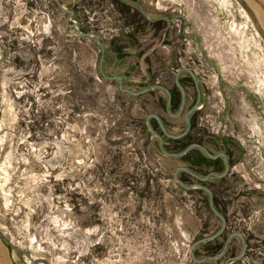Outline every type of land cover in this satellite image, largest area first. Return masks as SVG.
Listing matches in <instances>:
<instances>
[{
  "label": "rangeland",
  "instance_id": "rangeland-1",
  "mask_svg": "<svg viewBox=\"0 0 264 264\" xmlns=\"http://www.w3.org/2000/svg\"><path fill=\"white\" fill-rule=\"evenodd\" d=\"M60 1L102 49L54 0H0V43L7 32L13 45L0 46V264H222L226 252L192 260L220 221L204 190L174 181L185 154L164 156L145 125L155 113L178 134L198 103L186 136L213 153L219 139L238 145L233 173L204 184L228 204L224 233L250 238L231 264H264V0ZM115 76L135 92L184 80L180 116L165 91L130 94Z\"/></svg>",
  "mask_w": 264,
  "mask_h": 264
},
{
  "label": "water",
  "instance_id": "water-1",
  "mask_svg": "<svg viewBox=\"0 0 264 264\" xmlns=\"http://www.w3.org/2000/svg\"><path fill=\"white\" fill-rule=\"evenodd\" d=\"M54 3L56 4V6L64 11V12H67V19H66V23L68 24H71V25H74L76 27V30H77V33L79 35H82V36H91L93 37L95 43L97 45H99V47L102 49V45L98 39V36L95 34V33H92V32H82L80 31L79 29V26L77 23H74V22H70L69 23V18L70 16L72 15L73 11L66 8L60 0H54ZM181 71H187L191 76L192 78L194 79L195 83L197 84V77L193 74V72L187 68V67H183V68H180L178 71H177V75L178 73H180ZM115 79H118V85L119 87L121 88V79L119 76H115L114 77ZM175 83L176 85L179 87L180 91H181V108L184 104V101H185V92H184V89L182 88V86L179 84L178 82V79H177V76L175 78ZM122 90L130 93V94H139V93H142V92H145V91H148V90H152V89H161L163 91H165V93L167 94V101H166V110L169 114H171V110H170V93H169V90L163 86V85H160V84H154V85H149V86H146L144 87L143 89L139 90V91H130L128 89H123L121 88ZM197 108V104H195L191 109H189L185 115H184V129L181 133L177 134V135H173V134H170L164 127L160 117L155 114V113H150L147 115L146 117V126L147 128L149 129L151 135L155 136L157 139H158V148L160 150V152L164 155V156H167V157H170V158H179V157H182L186 152H188L191 148H199L207 157L209 158H215L217 157L218 155H221L223 157V162H224V165H225V168L224 170L221 172V173H217V172H209L207 173L206 175L204 176H200V175H197L192 169H190L189 167L187 166H178L175 168L174 172H173V179L175 182H177L181 187H184V188H200L202 190H204L208 196V207L209 209L211 210V212L216 215L219 220H220V227L218 228V230H216L213 234L211 235H208V236H205V237H202L198 240H195L194 242H192L189 246V252H190V256L192 258V260L196 261V262H203V261H207V260H214V259H218L220 258L226 251L231 239L236 236L240 239L241 241V249L240 251L236 254V255H233V256H228L227 258H225V260L222 262V264H230L232 262H235L237 260H240L245 252H246V247H247V244H246V240L244 238V236L241 234V232H239L238 230H234L232 232H230L224 243H223V246L222 248L220 249L219 252L213 254V255H207V256H204L200 259L196 258L194 256V248L196 246L197 243L199 242H205V241H209L213 238H215L216 236H218L225 228V217L223 216V214L221 212H219L215 205H214V201H213V193L211 191L210 188H208L206 185H204L202 182H192V183H187V182H183L179 177H178V172L180 171H185L189 174H191L193 177H195L196 179L200 180V181H206L208 180L209 178L211 177H221L223 175H225L227 173V170H228V162L226 160V157L224 155V153H219V154H213L211 153L205 146H203L202 144H199V143H190L188 144L186 147H184L182 150L178 151V152H169L167 151L165 148H164V145H163V138L162 136L157 132L155 131L150 123H149V118L150 117H154L158 124H159V127L162 131V133L165 135V136H168V137H180L182 135H184L188 130H189V127H190V118L192 116V114L194 113L195 109Z\"/></svg>",
  "mask_w": 264,
  "mask_h": 264
},
{
  "label": "flooded vegetation",
  "instance_id": "flooded-vegetation-1",
  "mask_svg": "<svg viewBox=\"0 0 264 264\" xmlns=\"http://www.w3.org/2000/svg\"><path fill=\"white\" fill-rule=\"evenodd\" d=\"M10 16V14L8 13V17ZM2 29V28H1ZM3 29H4V31H6V27H3ZM6 33V35H7V37H5L4 39H3V43H0V46L2 47V48H4V51H6L7 49H9V50H11V49H13V45H12V43L10 42V34L9 33H7V32H5ZM8 35H9V37H8ZM6 49V50H5ZM178 79V78H177ZM178 82H179V84L182 86V88L184 89V92H185V88L184 87H186V84H185V82H184V80H182L181 79V81H179L178 80ZM194 83H195V81H194ZM163 86H165V85H163ZM196 86H197V84H196ZM168 90H169V93H170V110H171V98H172V94L175 96V99L176 98H178L179 99V103H177V105H175V106H173V110L174 109H176V107H178L177 108V112L176 113H172V111H171V114H169L168 112H167V110H166V103H165V110H166V112L170 115V116H172V117H178V116H180V114H181V112H182V110H183V106H184V104H183V106H182V108H181V91H180V89H179V87L176 85V83H175V79H174V84L172 85V86H165ZM150 91V90H149ZM146 92V91H145ZM143 93V92H142ZM139 94H141V93H139ZM200 94V92H198V95ZM166 96H167V94H166ZM199 98V97H198ZM185 100H186V92H185ZM167 101V100H166ZM184 103H185V101H184ZM196 103H198V102H196ZM197 108L198 109H200V106H199V103L197 104ZM197 108L195 109V111L197 110ZM176 111V110H175ZM194 111V112H195ZM193 115V114H192ZM192 117V116H191ZM152 119V124H153V126H154V124H157L156 126H157V130H155V131H157L161 136H162V138H163V134H162V131H161V129H160V127H159V124H158V122H157V120L154 118V117H150L149 118V123H150V125H151V122H150V120ZM161 119V118H160ZM161 121H162V123H163V125H164V127H165V129H166V126L168 127V124H166V122L164 123V121L161 119ZM146 125V124H145ZM147 127V126H146ZM195 127V124L194 123H192V121H191V118H190V127H189V130L191 131V134H192V132H193V128ZM184 129V128H183ZM189 130L184 134V135H182V136H185L188 132H189ZM183 131V130H182ZM181 131V132H182ZM180 132V133H181ZM170 134H172V133H170ZM179 134V133H178ZM173 135H177V134H173ZM182 136H180V137H182ZM194 136L196 137V139L194 140V141H192L191 143H199V144H202L203 146H205L210 152H212L213 153V151L212 150H210L209 149V146H206V145H204L203 143H202V140H201V134H200V132L199 131H195V134H194ZM167 138H170L169 139V143L171 142L172 144L174 143V140L175 139H179L180 137H168V136H166ZM225 138V137H224ZM164 144V143H163ZM190 144V143H189ZM216 144H217V146H218V148H219V150L217 151V152H214L213 154H219V153H224V155H225V157H226V160H227V162H228V169L234 164V160L231 158V149H232V146H238V145H236V143L232 140V139H230V138H228V140H227V142L224 140V139H219V141H216ZM166 146H168L169 147V144L167 145V142H166V144H165ZM187 146V145H186ZM185 146V147H186ZM213 146V145H212ZM167 147V148H168ZM166 148V147H165ZM195 148V147H194ZM194 148H191V149H194ZM190 149V150H191ZM196 149H199V148H196ZM182 150V149H181ZM189 150V151H190ZM200 150V149H199ZM188 151V152H189ZM201 151V150H200ZM178 152V151H177ZM188 152H186V153H188ZM202 152V151H201ZM185 153V154H186ZM207 157V156H206ZM209 158V157H208ZM210 160H211V164H210V166H211V169H213V171L214 172H217V173H221L223 170H224V168H225V165H224V162H223V157L221 156V155H218L217 157H215V158H209ZM188 165H187V167H189L190 169H192L197 175H200L201 176V174L200 173H198V168L195 170V169H193L191 166H190V164H189V162H186ZM201 165H203V164H201ZM235 165H233V167H234ZM228 171L229 170H227V173L225 174V175H223V176H221V177H213V178H217V179H221V178H225V176H227L229 173H233L232 171H229V173H228ZM182 172H184L186 175H191V174H189V173H187V172H185V171H182ZM192 176V175H191ZM193 177V176H192ZM194 179L197 181V182H202L203 184H205V182L207 181H200V180H198V179H196L195 177H194ZM216 179V180H217ZM215 180V181H216ZM184 182V181H183ZM188 183V182H187ZM213 187V186H212ZM209 188V187H208ZM214 188V187H213ZM187 189V188H186ZM190 189H192V188H190ZM215 190V189H214ZM212 191V190H211ZM213 193V192H212ZM217 195V194H216ZM227 205L228 204H226V205H223V206H221V205H219V208H220V210H222L224 213H225V215L223 214V216L225 217V220H226V222H225V228L224 229H226V228H228V227H230L231 225H230V219H229V217H226V209H224V208H226L227 207ZM220 212V211H219ZM216 216V215H215ZM217 217V216H216ZM218 218V217H217ZM218 220H219V218H218ZM220 221V220H219ZM221 223V222H220ZM224 231L225 230H223L218 236H216L215 238H213V239H211V240H209V241H205V242H202V249H203V252H204V254H208V255H213V254H210V252L209 251H207V250H205L206 248V245L208 244V242H210V241H213V240H220V242H222V246H223V243H224V241H225V239H226V237H227V235L229 234V232H226V233H224ZM234 231V230H233ZM232 232V231H231ZM240 232V231H239ZM213 234V233H212ZM241 234L244 236V238H245V240H246V244L250 241V238L247 236V235H245V233L244 232H242L241 231ZM234 237H236V236H234ZM233 237V238H234ZM232 240V239H231ZM238 240H240L239 238H238ZM217 241V242H218ZM231 242V241H230ZM240 242V245H241V241H239ZM230 244V243H229ZM222 248V247H221ZM246 249H247V247H246ZM230 250V248H229V245H228V247H227V249H226V253H228L229 255L228 256H233L232 254H231V250ZM220 251V250H219ZM218 251V252H219ZM237 253H236V251H235V254L234 255H236ZM224 255V254H223ZM222 255V256H223ZM233 263V262H232ZM231 264V263H230Z\"/></svg>",
  "mask_w": 264,
  "mask_h": 264
},
{
  "label": "trees",
  "instance_id": "trees-1",
  "mask_svg": "<svg viewBox=\"0 0 264 264\" xmlns=\"http://www.w3.org/2000/svg\"><path fill=\"white\" fill-rule=\"evenodd\" d=\"M149 93H152V91L149 92ZM177 103H179V99L178 98L175 99V96L172 94V98H171V106H172V108H173V106L177 105ZM164 108H165V104H164ZM156 125L157 124H154V128L157 130L158 128H157ZM195 139H196V137H193L191 135H187V136L185 135L182 138L174 140V143H173L174 144L173 145L174 148L170 149V148H167V146H165V147H166L167 150L178 151V150H181L182 148H184L186 145H188L192 141H194ZM192 153H194V154H192ZM191 155H193V156L190 157ZM183 157L186 158L187 162H189L190 166L193 169H195V170L197 169L195 164H198V165H201V164L210 165L211 164V160L208 157H206V155L200 153V151L198 149H195V148L191 149ZM180 179L182 181H184V182L186 181V179L183 177L182 174L180 175ZM224 180H225V178H222V181H224ZM178 186H179V189H181V190L183 189L180 185H178ZM207 186L213 192V201H214V205H215L216 209L225 215V213L222 210H220V208H219L220 202L217 199L216 191L214 190L212 185L207 184ZM187 191H196L198 193L199 192L203 193V191L200 190V189H187ZM204 195H205V193H204ZM205 196H207V195H205ZM204 204L208 207V197L204 198ZM208 209H209V207H208ZM209 211H210V209H209ZM221 247H222V242H217V240H213V241L208 242V244L205 247L206 248L205 250L209 251L210 254H214V253L218 252L221 249ZM230 252H231L232 255L235 254V251H230Z\"/></svg>",
  "mask_w": 264,
  "mask_h": 264
},
{
  "label": "bare ground",
  "instance_id": "bare-ground-1",
  "mask_svg": "<svg viewBox=\"0 0 264 264\" xmlns=\"http://www.w3.org/2000/svg\"><path fill=\"white\" fill-rule=\"evenodd\" d=\"M143 14V13H142Z\"/></svg>",
  "mask_w": 264,
  "mask_h": 264
}]
</instances>
